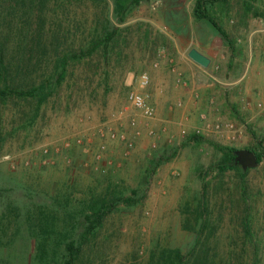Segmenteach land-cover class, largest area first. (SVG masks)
Masks as SVG:
<instances>
[{
    "label": "rangeland",
    "instance_id": "1",
    "mask_svg": "<svg viewBox=\"0 0 264 264\" xmlns=\"http://www.w3.org/2000/svg\"><path fill=\"white\" fill-rule=\"evenodd\" d=\"M194 1L143 0L118 23L111 0H0L5 58L32 48L36 61L23 78L46 79L54 48L70 55L38 109L0 103V264H60L96 207L104 217L75 264L186 263L195 237L212 264H264V155L243 175L218 169L220 147L264 148V96L250 77L264 62V0H209L206 13L231 48L192 16ZM111 29L113 40L93 48ZM189 37L205 55L217 52L212 64L177 58ZM161 69L172 86L190 77L168 93L167 116L150 100ZM226 123L233 139L212 127Z\"/></svg>",
    "mask_w": 264,
    "mask_h": 264
},
{
    "label": "trees",
    "instance_id": "2",
    "mask_svg": "<svg viewBox=\"0 0 264 264\" xmlns=\"http://www.w3.org/2000/svg\"><path fill=\"white\" fill-rule=\"evenodd\" d=\"M91 1L100 2L102 0ZM141 1L143 0H111L114 19L118 23L124 22L126 13L136 7ZM209 2V0H195L192 7V16L196 19H203L209 22L220 37L227 43L229 48H231L230 41L224 31L212 21L206 13V5ZM114 35L115 29L108 30L102 37L95 40L96 42L93 45V48H98L102 43L103 45L110 43L113 40ZM1 37L6 38L7 36L2 35ZM24 49L25 48L18 50L24 51ZM31 49L29 50L30 55L27 53L26 55H23V57H19L17 60H10L8 57L5 58L10 49L7 48L6 44L2 41L0 42V103H4L7 99H16L20 102L32 101L35 104V109H38L41 103L52 95L54 88L63 81L65 76V65L70 60V55L67 51L57 53L56 48L53 49L54 52L50 55L55 61V67L46 79L37 80L30 76L23 78L22 74L27 71V65H34L33 63L36 62L34 60V55L31 54ZM13 58L15 59V57ZM26 58L28 60H26ZM257 145L258 148L260 147L259 152H252H254L256 160L259 163L264 155V148L261 147L260 142H258ZM256 150H258L257 147ZM218 151L222 154V160L218 164V169L220 171H226L229 169L239 170V167L234 164L233 160L234 149L220 147L218 148ZM246 171L247 170L241 171L240 173L243 175ZM103 211V208L96 207L91 210L89 215H84L83 220L85 221V224L80 239L78 241L71 240L64 244V255L61 258L60 264H75L80 248L86 241V237L91 235L97 227H99L101 220L104 217L105 212ZM198 243V238L195 237L190 245L187 262L176 264H212L210 260H207L206 257L204 258L199 252L195 251Z\"/></svg>",
    "mask_w": 264,
    "mask_h": 264
},
{
    "label": "crops",
    "instance_id": "3",
    "mask_svg": "<svg viewBox=\"0 0 264 264\" xmlns=\"http://www.w3.org/2000/svg\"><path fill=\"white\" fill-rule=\"evenodd\" d=\"M189 38L188 39L190 41H194V43H190L187 41L188 45L186 46L187 49H186L185 55L183 56V54L181 52L177 51V58H179V60L181 62H183V65H186L187 67L189 65H192V66L196 67L197 69H202L200 66L196 65L191 60H189L186 56V53L191 48H194L195 50H197L198 52H200L201 54H203L207 58H209L208 57L209 53L205 55V53H203V51H201V49H199L202 47V45L197 43L196 38H193V37H189ZM215 58L209 61V65L212 64V62H213V60H215ZM251 72L252 73H250V77L254 78V82H255L254 87H259L260 93L262 94V96H264V62L263 63L260 62L258 64H255L253 67V70H251ZM158 77L159 78L157 80H154V82H153V80L150 79V81L153 82L154 86H155L153 93L150 95L151 96L150 100H151V104L154 105L155 110L156 109L163 110V115L167 116L168 110H169L167 101H168V99H171V96H169L168 93H171V91H174V87L178 86L180 84L177 83L178 84L177 85L175 83V85L172 86L168 72L166 73L163 69L160 70ZM176 79H177V77L174 79L172 78V81L174 80L173 82H175ZM185 79L190 81L189 75H184V77L181 78V81H182L181 85H185V81H186Z\"/></svg>",
    "mask_w": 264,
    "mask_h": 264
},
{
    "label": "built area",
    "instance_id": "4",
    "mask_svg": "<svg viewBox=\"0 0 264 264\" xmlns=\"http://www.w3.org/2000/svg\"><path fill=\"white\" fill-rule=\"evenodd\" d=\"M208 59L209 61L214 59L217 56V52H208ZM138 82L140 85H146L148 83V78L147 76L142 73L138 76ZM178 84H181V78L178 75L177 79L175 81ZM128 102L132 105V107H134L136 110H138L142 116H144L147 119H151L153 117V109L146 104V102L144 101V99L142 98L141 95L135 93V92H129L126 96ZM260 114L264 115V108L260 109ZM213 129L215 132L222 134L223 132L225 133H229L231 134V136L229 137L230 139L234 138V133L236 132V130L233 129V126L229 123L224 124L223 126H220L219 124H214ZM150 134H152L151 132H149Z\"/></svg>",
    "mask_w": 264,
    "mask_h": 264
},
{
    "label": "water",
    "instance_id": "5",
    "mask_svg": "<svg viewBox=\"0 0 264 264\" xmlns=\"http://www.w3.org/2000/svg\"><path fill=\"white\" fill-rule=\"evenodd\" d=\"M186 56L189 60L202 68H206L209 65V59L194 48L189 49ZM233 160L234 164L241 170L255 168L258 164L254 152L246 149L234 150Z\"/></svg>",
    "mask_w": 264,
    "mask_h": 264
}]
</instances>
